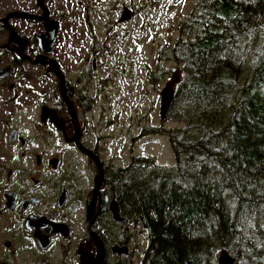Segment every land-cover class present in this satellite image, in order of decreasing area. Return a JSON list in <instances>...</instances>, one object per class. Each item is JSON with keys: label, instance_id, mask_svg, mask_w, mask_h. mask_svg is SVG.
<instances>
[{"label": "flooded vegetation", "instance_id": "1", "mask_svg": "<svg viewBox=\"0 0 264 264\" xmlns=\"http://www.w3.org/2000/svg\"><path fill=\"white\" fill-rule=\"evenodd\" d=\"M66 16L58 0H19L0 14V264H153L151 243L131 233L121 168L112 174L105 161L103 76L95 56L73 70Z\"/></svg>", "mask_w": 264, "mask_h": 264}, {"label": "trees", "instance_id": "2", "mask_svg": "<svg viewBox=\"0 0 264 264\" xmlns=\"http://www.w3.org/2000/svg\"><path fill=\"white\" fill-rule=\"evenodd\" d=\"M179 29L171 57L198 105L196 133L168 131L174 172L150 173L140 161L161 166L141 157L145 171L121 168V199L153 264H219L223 249L234 264H264V0H198Z\"/></svg>", "mask_w": 264, "mask_h": 264}, {"label": "rangeland", "instance_id": "3", "mask_svg": "<svg viewBox=\"0 0 264 264\" xmlns=\"http://www.w3.org/2000/svg\"><path fill=\"white\" fill-rule=\"evenodd\" d=\"M58 1L68 11L64 19L73 36L66 45L77 54L72 58L73 70L79 71L78 62L82 61L84 66H92L95 56L98 74L104 79L110 125L105 161L111 173L114 167L129 165L134 173L139 168L145 171V166L150 173L174 172L176 157L168 131L188 128V133H196L198 105L187 101L179 90L185 70L171 52L181 38L180 24L193 13L198 0ZM85 1L88 8L84 7ZM18 3L19 0H0L5 6L0 7V14H5L7 6L12 8ZM125 5L133 14L129 21L121 20ZM89 54L91 59L86 64ZM169 85L174 87L175 97L164 114L161 95ZM140 157L154 159L161 168L146 160L140 161L145 166H137ZM142 178L149 181L152 175L146 173ZM131 233H135L138 243L146 246L149 242L142 223L138 222ZM220 254L221 250L218 258Z\"/></svg>", "mask_w": 264, "mask_h": 264}, {"label": "water", "instance_id": "4", "mask_svg": "<svg viewBox=\"0 0 264 264\" xmlns=\"http://www.w3.org/2000/svg\"><path fill=\"white\" fill-rule=\"evenodd\" d=\"M130 17V14L128 13L127 10H125L123 12V15L121 17L122 20H126ZM43 18H45V16H43ZM12 33H14V35H16V33L13 31ZM56 33V23L54 22V24L52 25L51 28L48 29L47 31V36L46 37H50V39L52 40L54 35ZM52 43V41H51ZM173 98H174V89L172 87V85H169L168 87H166L164 89V93H163V96H162V109H163V113L165 114L167 112V110L169 109L170 105L172 104V101H173ZM101 178L98 179L97 181V186H96V189L94 191V199L92 201V203L95 201L96 199V196H97V193H98V189L101 185ZM116 217H122L120 215V210L119 208L116 206V208L114 207L113 209ZM121 219H124V218H121ZM125 220V219H124ZM99 260H101V257L99 258ZM236 261V258L230 254L227 250L223 249L221 251V254L219 256V264H234Z\"/></svg>", "mask_w": 264, "mask_h": 264}]
</instances>
